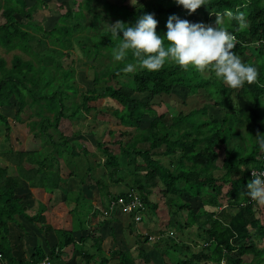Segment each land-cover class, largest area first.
<instances>
[{
	"label": "trees",
	"instance_id": "obj_1",
	"mask_svg": "<svg viewBox=\"0 0 264 264\" xmlns=\"http://www.w3.org/2000/svg\"><path fill=\"white\" fill-rule=\"evenodd\" d=\"M69 1V9L55 2L56 23L45 30L34 21V15L48 9L43 0H0V49L19 53L13 55L9 66L0 57V109L16 108L14 121L19 124L21 114L28 109L37 119L28 124V134L42 146L38 151L10 148L0 153L10 164H0V264H41L45 260L49 264H67L74 257L81 262L79 264H152L141 248L136 258L119 247L105 254L102 244L106 222L89 224L95 218V209L80 192L68 191L64 195V202L73 206L68 211L71 220L65 222L66 228L56 230L54 247L45 240L43 246L38 240L30 250L28 248L27 258L21 252L18 256L22 258L16 256L11 247V226L23 229L19 221L16 222L18 217L45 235V214L50 210L42 204L35 215L26 214L28 209L22 198L16 196V191L26 186L46 194L52 205L56 204L62 178L73 177L71 172L63 177L60 160L69 163L67 158L89 155L85 148L76 150L71 142L73 135L63 132L68 128L63 127V122L91 112L95 119L110 117L124 129L116 144L120 156L130 157L127 176L131 191L139 196L144 214L149 211L163 227L157 231L161 235L158 240L149 242L144 236L149 234H144V242L157 243L161 237L173 242V233H164L166 229L176 232L189 229L196 238L191 240L192 246L199 250L192 252L185 244L178 246L179 258L175 264H264V206L256 205L244 195L249 172L264 168V151L256 142L264 139V0H206L207 9L201 7L191 15L173 0H140L134 5H130L134 0ZM225 9L234 14L243 12L247 21L246 28H240L235 20L225 24L236 37L233 52L258 70L257 81L243 89L228 88L211 72L185 71L173 63H167L156 72L137 69L123 73L124 64L134 62L131 55L122 62L111 59L117 42L111 39L105 24L119 20L132 26L138 17L148 13L156 19V32L162 36L169 16L214 25L215 14ZM30 31L44 35L36 39L42 47L39 52L34 50ZM74 46L93 62L88 66L93 71L91 89L84 93L77 90L74 80ZM114 83H118L117 86ZM201 91L212 100V107L222 112L220 121L209 117L207 106H203L186 114L178 113L166 125L165 114L155 110L161 104L152 102L176 92L194 97ZM104 99L114 104L110 114L91 105ZM144 120L149 121L142 129ZM0 125L4 126L8 139L12 129L2 115ZM125 137H128L126 142L122 141ZM96 149L104 158L102 167L108 172L109 180L115 184L121 182L126 174L119 169L117 156L105 143L96 142ZM98 166L100 163L94 168ZM85 169L90 172L92 166L85 164ZM96 185L102 186L100 194L108 199L104 203L107 211L111 201L117 198L127 201L128 192L110 197L100 181ZM154 194L166 200L160 205L162 209L150 201ZM185 195L190 200H199V208L193 210L190 203L184 202ZM169 209H174L173 214L180 219L168 220ZM228 209L234 213H229ZM110 217L108 222L120 219L117 210H113ZM128 219L127 230L132 233L136 223L132 215ZM77 233L80 234L78 242L74 236ZM108 237L116 246L113 235ZM75 242L82 247L80 250L76 249ZM86 244L94 254L83 249ZM170 250L175 251L172 247ZM167 255L164 253V257Z\"/></svg>",
	"mask_w": 264,
	"mask_h": 264
},
{
	"label": "rangeland",
	"instance_id": "obj_2",
	"mask_svg": "<svg viewBox=\"0 0 264 264\" xmlns=\"http://www.w3.org/2000/svg\"><path fill=\"white\" fill-rule=\"evenodd\" d=\"M44 3L48 4V9L44 11L38 12L34 15V21L38 22L45 30H49L53 27L57 20V13L54 11L55 2H61L66 7V9L71 8V2L69 0H43ZM114 1V0H110ZM140 0H134L130 3V5H134L138 3ZM31 3V2H30ZM32 35V45L34 50L41 51L42 47L36 42V39L44 38V35L40 33H36L34 31H30ZM13 55H19L18 52H9L6 53L2 49H0V57H2L7 65H10V61ZM25 59L27 57L23 56ZM72 59H74V80L77 86V90L80 93H84L88 89H91V80L93 78V71H91L88 66H92L93 62L87 60L80 52L79 49L74 46ZM99 66H97L98 68ZM116 86L118 83H114ZM140 99L145 100L144 96H139ZM76 103L79 102V99L75 100ZM155 105L161 104L158 107H155V110L158 114H165L164 123L166 125L170 124V119L176 116L178 113H187L192 109H200L203 106H207L208 116L212 118H216L219 121L222 118V112L214 107H212V100L207 96L204 92H199L198 95L194 97H189L183 92H176L175 95H170L169 97L161 96L160 98L154 99L152 101ZM93 107H96L100 111H105L106 114H110L112 108H114V104L106 99L91 103ZM16 112V108H3L0 109V115L4 116L11 129L12 132L10 137L6 139L5 137V128L3 125H0V153L5 152L12 148L13 150L20 151H38L41 150L39 140H33L29 133L28 124L31 122L37 121L35 117L32 116V113L26 109L21 114V123H16L14 121V114ZM70 114V111L67 112ZM149 120H144L141 128H145L148 124ZM63 127H68L67 130L63 131L66 133H71L73 135V140H71L73 145H76V150L79 151L82 148H85L89 155L87 158H84L82 155L78 158H67L70 162L67 163L66 160L61 159L60 165L63 167L62 175L63 177L68 176V173H73V177H69L66 179L62 178L60 186V192H58L56 198V204L52 205V203L48 200V196L44 193L38 192V190L28 189L26 186L20 191H16V196H19L23 199V203L28 209L26 214L35 215L36 210H38L41 206L50 207V210H47L45 217L47 233L45 235L39 234L36 231V228L31 226L26 220L22 217H18L16 220L19 221L18 224H21L23 229H19L17 231L19 234L18 239L15 236H11L16 233L17 228L16 225L11 226L10 240L14 246L15 255L25 253L24 258H27V250L26 247L31 249V247L36 244L39 240L41 245L44 246V240L50 247H54L56 244V230H60L62 228H66V223L68 220H71V216H68V211L73 207L71 204L64 202V195L70 192H80L82 196L86 199H89L95 209V218L89 223L93 225V223L105 221L106 224L103 230V250L106 254L110 250H116L118 247L124 251H129L133 258L137 257V251L141 248L147 255V258L151 261L152 264H175L179 258L176 251L182 244L189 246V250L192 252H197L198 247L192 246L193 243L191 240L196 239L193 231L186 229L182 232H176L171 229H166L164 233L168 234V232L173 233L172 241L170 242L167 237H161L160 242L157 243H148L144 242V234L152 235L156 238H160V234L157 232L161 230L162 224L161 221L158 220L154 215H152L149 211L146 210L144 214L143 221L134 225V230L138 232L139 236L136 234V238L126 233L125 229L123 232L119 229V225L115 224L117 222H108L110 217V212L107 213V208L104 203H106V199L102 197V186H97L96 183L100 181L102 185L106 187V191L108 196L117 197L119 195L125 194L129 192L132 188L130 187L129 177L127 176V171L129 170L128 163L130 161V157L120 156L117 141L121 140L120 134L123 132V128L117 126L113 122V120L109 117L103 120L95 119L94 112H91L89 115H85L84 113L78 114L74 119H70L68 121L63 122ZM68 131V132H67ZM58 139V137H56ZM128 137L123 138L122 141L126 142ZM96 142L105 143L106 147L118 158L119 169L124 172L125 178H122L121 182L117 184L112 183L107 174L108 172L102 167L104 163V158L102 157L101 152L96 149ZM145 147V146H143ZM142 147V148H143ZM163 150V149H161ZM160 150V151H161ZM42 156V155H41ZM66 158V157H65ZM96 163H100L98 168H94ZM166 163V162H165ZM0 164L10 166V164L0 157ZM74 164V165H73ZM85 164H90L92 166V170L86 172ZM14 171L10 169V174H13ZM85 175L87 177L85 178ZM83 177V178H82ZM101 193V194H100ZM109 197V198H110ZM150 201L153 203H157L162 205L166 202L165 199H162L160 195L154 194L150 196ZM49 202V203H48ZM184 202L190 203V206L193 210L199 208L200 203L199 200L193 199L190 200L186 195L184 197ZM162 203V204H161ZM41 204V205H39ZM43 204V205H42ZM52 205V206H51ZM163 206H160L162 209ZM229 213L232 212L231 209L227 210ZM168 212V210H167ZM176 212L174 209H169L168 220L175 219L179 220L180 217L173 214ZM112 213V212H111ZM170 215V216H169ZM129 217V215H127ZM127 218V223H129V219ZM127 225V224H125ZM89 226V225H88ZM128 226V225H127ZM137 227V228H136ZM27 234L25 235L24 233ZM111 232V234H109ZM113 235L116 240L117 245L115 246L111 239L108 237L109 235ZM133 234V233H132ZM79 233L75 234V241H77L79 237ZM169 235H171L169 233ZM59 237V236H58ZM16 239V240H15ZM78 242V241H77ZM76 243V249L80 250L82 247ZM176 244V245H175ZM172 247L173 250H170ZM177 247V248H176ZM23 248V249H21ZM83 249L90 253L94 254L93 250L89 249V244L83 246ZM45 252L48 253V250L45 248ZM68 252V249L65 251ZM167 252V256L164 257V253ZM70 254V253H69ZM171 255V256H170ZM69 256V255H68ZM66 257V259L68 258ZM169 256V257H168ZM20 257V256H18ZM22 258V257H20ZM64 259V260H66ZM81 263L75 257L73 258L71 263L67 264H79Z\"/></svg>",
	"mask_w": 264,
	"mask_h": 264
},
{
	"label": "clouds",
	"instance_id": "obj_3",
	"mask_svg": "<svg viewBox=\"0 0 264 264\" xmlns=\"http://www.w3.org/2000/svg\"><path fill=\"white\" fill-rule=\"evenodd\" d=\"M173 2L189 15L201 7L207 9L206 0ZM232 20L240 28L247 27L244 13L238 11L234 14L229 9L215 14L214 25L190 23L169 16L166 32L162 36L156 32V19L148 13L138 17L132 26L119 20L105 26L111 39L117 42L111 51L112 61H126L129 55L134 60L124 64L121 69L123 73H132L137 69L156 72L167 63H173L185 71L193 69L199 74L211 72L228 88L239 90L257 81L258 70L233 52L236 37L225 27L226 22L231 23ZM256 142L259 149L264 151V139H257ZM251 174L253 179L247 183L244 195L256 205L264 206V171Z\"/></svg>",
	"mask_w": 264,
	"mask_h": 264
},
{
	"label": "built area",
	"instance_id": "obj_4",
	"mask_svg": "<svg viewBox=\"0 0 264 264\" xmlns=\"http://www.w3.org/2000/svg\"><path fill=\"white\" fill-rule=\"evenodd\" d=\"M262 161H264V156L262 157ZM261 171H264V168L262 170H251L249 172V182L253 179L252 173H259ZM252 202V201H251ZM113 210H117L118 213L124 214V215H132L133 221L138 225L141 222V219L144 215L145 208L139 198V196L134 191H129L127 193V201H125L123 198H117L116 201H111L108 211L111 213ZM149 242H154L158 240L159 238H156L152 235H144ZM41 264H49L47 260L42 262Z\"/></svg>",
	"mask_w": 264,
	"mask_h": 264
},
{
	"label": "crops",
	"instance_id": "obj_5",
	"mask_svg": "<svg viewBox=\"0 0 264 264\" xmlns=\"http://www.w3.org/2000/svg\"><path fill=\"white\" fill-rule=\"evenodd\" d=\"M22 201H23V199H22ZM23 203V202H22ZM23 205L25 206V204L23 203ZM26 207V206H25ZM109 211H107V213H108ZM119 217H120V219H119V221H117V223H115V224H118L119 226V229L123 232V230L125 229V231H126V233L128 234V236L129 235H131V236H133V238H136V234H137V236L139 235L138 234V232H136V231H133L132 233H130V230H127V228H128V226L127 225H130V222L129 223H127V218L126 217H128L127 215H124V214H121V213H119ZM125 224H127V225H125ZM134 228V227H133ZM137 228V227H136ZM17 231H19V230H17L16 229V233H14V234H12L11 236L13 237V236H15L16 237V239H18V237H19V234L17 233ZM109 235V234H108ZM15 239V240H16ZM104 241V240H103ZM10 243H11V247L13 248V250H14V245H13V243L11 242V240H10ZM21 249H23V248H21ZM26 250L28 251V248L26 247Z\"/></svg>",
	"mask_w": 264,
	"mask_h": 264
}]
</instances>
